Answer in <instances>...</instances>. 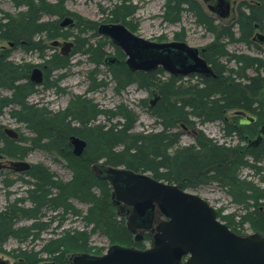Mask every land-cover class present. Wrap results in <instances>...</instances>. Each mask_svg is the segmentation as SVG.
<instances>
[{
    "label": "trees",
    "instance_id": "1",
    "mask_svg": "<svg viewBox=\"0 0 264 264\" xmlns=\"http://www.w3.org/2000/svg\"><path fill=\"white\" fill-rule=\"evenodd\" d=\"M13 2L16 8L24 10L16 16L8 14L0 19L1 39L14 43L26 53L36 49L43 54L47 48L35 44L34 39L44 36L53 42L68 37L62 32L63 28L57 27L59 21L70 14L63 0ZM183 13H188L196 25L216 38L202 53L213 69L212 76L185 84L176 77L161 82L157 79L159 71L146 73L126 69L113 73L117 94L130 84L154 88L158 100L150 107V113L161 128L157 133L132 134L134 120L123 113L124 122L96 124L98 117L105 116L107 111L86 97H77L66 109L56 113L31 104L30 99L38 93L40 85L30 80V67L12 62L8 54H0V90L9 92L0 99V115L8 110L9 115L24 123L32 134L27 140L28 146L4 139L0 155L24 159L32 150H40L62 161L71 171V178L62 181L46 168L32 166L26 172L30 180H23L28 186L26 200L17 199L0 211V247L9 239L31 244L30 249L18 253L17 264H41L42 255L53 264H71L73 255L90 252L93 234L105 237L111 244H132L143 249V244L132 243L124 221L113 213L112 186L92 171L93 164L146 174L184 191L217 185L237 208L230 214L218 212V218L233 232L248 225L254 233L264 237V137L253 144L259 136V128L264 125V52L253 57L232 54L228 50L232 43L251 45L255 26L264 30V4L252 8L249 14L240 13L234 26L221 30L195 0H166L162 19L175 24ZM133 14L127 0H119L109 12L114 23L124 26ZM90 25L93 29L94 24ZM92 47L89 43L82 44V48H86L84 53L92 54L95 63L101 64L104 50L100 46ZM43 57L45 63L41 67H45L47 79L52 72L66 71L70 67L69 57L55 52ZM223 60L233 62L237 68H228ZM43 85L49 87L48 81ZM229 111H247L255 119L250 124L240 121L239 126L223 127L222 136L234 138L235 144L219 143L198 132L192 145L180 146V134L175 129L194 128L197 123L224 122ZM72 136L86 141V149L80 157L72 153ZM246 170L249 174L244 175ZM12 183L8 182L7 187ZM25 201L30 203L29 207H23ZM74 201L87 205V211H79ZM47 210L62 219L68 214L79 216L85 228L56 235L35 250L34 243L53 221V218L48 222L41 220ZM22 221L31 223L20 224Z\"/></svg>",
    "mask_w": 264,
    "mask_h": 264
},
{
    "label": "rangeland",
    "instance_id": "2",
    "mask_svg": "<svg viewBox=\"0 0 264 264\" xmlns=\"http://www.w3.org/2000/svg\"><path fill=\"white\" fill-rule=\"evenodd\" d=\"M51 3H55L59 0H46ZM66 9L69 11V15L66 16L73 19L72 24L63 28L60 26L62 21H59L57 27L63 28V33L67 35V38H58L55 41L58 42V47L53 46V42L47 41L44 36L34 39V43L39 46L45 47L46 53H41L38 50L29 51L26 53L24 49L19 48L17 45L10 47L9 43L0 38V54L10 55V60L17 64L28 65L29 78L31 72L35 68H42L45 62L43 56L45 54H51L54 52L59 53L65 44L71 42L74 44L68 57L70 59V67L66 71L52 72L48 79L49 87L43 84L38 87V93L33 95L30 99L31 104H38L50 110L53 113L64 110L68 102L77 97H86L97 103L100 108L107 111V114L98 118L96 124H112L116 122H124L125 118L123 114L129 115L134 120L132 134H145V133H157L161 128L157 125L156 120L150 113V100H154L151 97V92L154 88H139L137 85L132 84L126 87L120 94L116 93V83L113 79V73L123 72L128 69L126 56L122 53L119 54V49L112 43L111 39L107 36L101 35L100 29L102 26H108L116 24L112 21V17L109 12L113 6L119 3V0H63ZM200 4L202 9L212 17L211 12L207 9V4L203 0H195ZM231 4V14L226 19H220L215 17L214 20L220 28L232 27L235 25L238 14L248 12L249 7H255L264 4V0H228ZM166 0H127V5L131 6L134 10V14L127 18V28L137 37L143 40L165 44L176 42L178 35L181 33L183 40L189 48L192 49H204L208 44L215 41V36L204 28L199 27L193 21V18L188 13H183L180 16V20L175 23H166L162 19ZM23 8H16L13 0H0V19L5 18L6 15L16 16ZM44 20H57L56 18L43 17ZM218 21V22H217ZM90 23H93V27L90 28ZM119 24V23H117ZM123 25V24H122ZM236 31V29H234ZM261 33L264 35V31L257 28L254 30V34ZM76 39L80 41L77 42ZM226 43L225 39H221ZM37 42V43H36ZM89 43L92 48L100 46L105 56L102 59L101 64H96L94 56L92 54H85V49L82 48V44ZM30 46V45H27ZM33 46V45H32ZM55 47V49H53ZM53 49V50H52ZM228 50L232 54L236 55H250L258 56L261 52H264V44L259 42H252L251 45H243L238 43H232L228 45ZM111 57L116 61L113 64H105V59ZM222 63L228 68L236 69L237 66L231 62L228 63L223 60ZM157 67V66H156ZM157 79L164 82L169 77L167 71L159 67L157 69ZM46 75V72H44ZM249 75H253L252 72H248ZM63 77L60 78V76ZM197 78L184 79L185 84L196 83ZM44 81V82H45ZM100 83H102L100 85ZM52 84V85H51ZM9 95L6 90H0V99ZM157 102V101H156ZM9 111H3L0 115V132H4L5 129H12L20 135V139L17 143L21 146H28L27 140L32 137V134L26 127L19 124L17 121L9 116ZM246 115L252 116L245 111ZM123 113V114H122ZM244 117L236 111H229L225 115L224 122H211L204 125H197L194 128H188L185 126L175 129V132L180 134V146L187 147L195 142V138L199 133H203L206 137L215 139L219 143L235 144L236 140L232 137H223V127L227 126H239L240 121ZM260 130V128H259ZM260 134V133H259ZM254 140V139H250ZM1 144V143H0ZM1 147V145H0ZM73 150V148H72ZM73 153V152H72ZM2 156V155H1ZM17 162H27L31 166H42L46 168L53 175L62 180L68 181L71 178V171L62 164V161L56 159L53 155L45 153L40 150H32L24 159H10L8 157H0V210L3 209L6 204H11L17 199L26 200L27 185L23 183V180H30L26 176V171H20L16 166L12 171V165ZM80 163L79 161H75ZM109 168V166H104ZM123 168H119L122 170ZM249 174V171H244V175ZM12 181V186L7 187L8 182ZM111 184V183H110ZM112 186V185H111ZM113 189V187H112ZM113 191V190H112ZM188 193L199 196L207 203H209L216 211L224 214H230L236 211V207L231 204V198L221 190L217 185H208L199 187L196 190H186ZM112 210L115 215L124 221L126 226V216L124 212H120V208L116 205V199L112 193ZM74 206L81 212H86L88 206L78 201L73 202ZM30 203L25 201L23 207H29ZM124 206V205H122ZM42 217L43 222H48L50 218H53L51 227L42 232L39 239L34 243L35 250H39L41 245L47 240L54 238L56 235L63 232H74L75 230H83L84 223L81 217H76L73 214L65 215L62 218L57 217L55 213L47 210ZM160 214V213H159ZM163 215V214H162ZM218 215V214H217ZM164 216V215H163ZM158 216L157 224L165 219ZM31 221H22L20 224H29ZM127 228V227H126ZM239 232H235L238 235H250L254 232L248 225H244ZM129 231V230H128ZM130 232V231H129ZM131 241L135 244V233H131ZM143 239L137 243L143 244V249H150L153 245V238L155 233L147 234V232H141ZM89 245L91 246L90 252L87 254L92 256L103 255L109 247L112 245H119L122 247H134L132 244L124 243H109V241L99 235L93 234L90 237ZM31 248V244H19L15 239H9L2 247H0V262L6 264H17L18 260L16 256L21 250H27ZM138 249V248H136ZM81 254H75L78 256ZM43 262L41 264H53L46 255H42ZM184 260V259H183Z\"/></svg>",
    "mask_w": 264,
    "mask_h": 264
},
{
    "label": "water",
    "instance_id": "3",
    "mask_svg": "<svg viewBox=\"0 0 264 264\" xmlns=\"http://www.w3.org/2000/svg\"><path fill=\"white\" fill-rule=\"evenodd\" d=\"M228 12H226V15ZM70 17L64 19L61 26L72 24ZM101 32L118 42L128 56V66L134 70H151L157 65H165L174 73L187 74L201 70L208 72L207 65L197 56V50L189 48L185 43L165 45L152 44L142 38L131 35L122 24L102 26ZM255 39L264 42V35L258 34ZM12 45V43L10 44ZM58 46V42H53ZM71 42L65 44L62 52L67 54ZM156 55L145 58L144 51ZM190 54L195 64H187L182 70L169 57L174 52ZM30 80L41 84L43 74L35 68ZM154 101L158 100L155 90L152 92ZM245 120L244 124L255 121L254 117L237 111ZM10 136L17 137L13 130L6 129ZM264 137V125L253 144H258ZM73 155H83L86 142L72 137ZM20 171L30 169L27 162L14 163ZM92 171L107 179L114 190L113 196L118 202L133 206L135 210L127 221L126 227L131 233L138 229H148L153 222V205H157L166 220L156 225L153 245L150 249L139 250L133 247L112 245L101 256L87 253L74 256L71 264H264V237L253 233L238 235L234 233L217 216V211L205 200L176 185L156 181L146 174H134L125 169L100 168L93 165ZM141 235L136 241H141ZM184 259V260H183ZM0 264H6L0 262Z\"/></svg>",
    "mask_w": 264,
    "mask_h": 264
},
{
    "label": "flooded vegetation",
    "instance_id": "4",
    "mask_svg": "<svg viewBox=\"0 0 264 264\" xmlns=\"http://www.w3.org/2000/svg\"><path fill=\"white\" fill-rule=\"evenodd\" d=\"M203 2L205 3V4H207V9L211 12V16L212 17H210V18H212L213 20H214V18L215 17H217V18H220V19H226V16L228 17L230 14H231V4H230V2L228 1V0H203ZM260 6V5H259ZM255 7H257V6H255ZM255 7H249V9H248V12H246L245 14H249L250 13V10L252 9V8H255ZM205 12V11H204ZM226 12H228V14L226 15ZM206 13V12H205ZM207 14V13H206ZM240 14V13H239ZM239 14H238V16H239ZM208 15V14H207ZM66 18V17H65ZM64 18V19H65ZM72 19V18H71ZM73 20V19H72ZM64 21V20H63ZM62 21V22H63ZM215 21V20H214ZM218 22V21H217ZM215 23H216V21H215ZM117 24V23H116ZM217 25V24H216ZM60 26H61V23H60ZM68 26V25H67ZM66 26V27H67ZM218 26V25H217ZM61 27H63V26H61ZM125 27V29L131 34V35H133V36H135L126 26H124ZM63 28H65V27H63ZM219 28V27H218ZM222 28H224V27H221V29ZM257 28H259V29H261L259 26H255V29H257ZM220 29V28H219ZM254 29V30H255ZM254 30H253V36H252V38H251V40H252V42H259L260 44H264V42H260V40L259 39H255V37H256V35H258V34H261V33H257V34H254ZM262 30V29H261ZM100 31H101V29H100ZM262 31H264V30H262ZM102 33V32H101ZM101 35H103V36H107V35H105L104 33H102ZM263 35V34H262ZM107 37H109V36H107ZM135 37H137V36H135ZM110 39H111V41H112V43L119 49V54L122 52L125 56H126V58H127V60H128V56H127V54L125 53V51L123 50V48L120 46V44L118 43V42H116V41H114L111 37H109ZM177 41L176 42H173V43H182V40H183V37H182V34L180 33L179 35H178V38L176 39ZM149 42V41H148ZM150 43H152V42H150ZM184 43V42H183ZM11 43H9V46L10 47H13L14 46V43H12V45H10ZM152 44H156V45H165V44H171V43H165V44H158V43H152ZM186 44V43H185ZM54 46V45H53ZM73 46H74V44L72 43V46L69 48V51L67 52V54H65L64 52H62V49L64 48H62L61 49V51L59 52V53H57V54H59V55H61V56H65V57H68V54H69V52H71V50H72V48H73ZM56 47H58V46H56ZM53 49H55V47L53 48ZM145 50H147V51H144V54H145V58L147 59V58H149V56H154V55H156V53H150L148 50H150L149 48L148 49H145ZM198 52H197V56L195 57L196 59H197V57L200 59V60H202V61H204L205 62V64L207 65V69L209 70L208 72H201V70H197V71H195V72H191V73H187V74H182V73H180V72H174V73H172V72H170L168 69H167V67L165 66V65H162V64H160V65H157V67H155V68H153V69H151V70H134V69H131V68H129V66H128V63H127V61H126V64H127V67H128V69L129 70H131V71H135V72H138V71H142V72H146V73H151V72H158L157 71V69L159 68V67H161L162 69H164L165 71H167V73H168V75H169V77L168 78H170V77H176V78H179V79H182L183 80V83H185L184 82V79H187V78H192L193 76L195 77V78H197L198 80H197V82L202 78V77H207V76H212L213 75V69H212V67H211V65H209L208 63H207V61H206V59L202 56V53L204 52V50H205V48L204 49H201V50H198V49H196ZM55 51V50H54ZM53 51V52H54ZM56 53V52H55ZM122 53H121V55H122ZM169 57L172 59V61L176 64V66L178 67V69H183L187 64H193L194 63V60L192 59V57L190 56V54H188V53H186V52H174L173 54H170L169 55ZM116 61V59L115 58H111V57H108V58H106L105 59V64H108V65H110V64H113L114 62ZM195 64H193L192 66H194ZM40 69V68H39ZM41 71H42V74H43V81H42V83L41 84H36V85H42L43 83H44V81H45V79H46V75L44 74V72H45V67L44 66H42V68L40 69ZM54 72H60V71H54ZM32 73V72H31ZM47 74V73H46ZM30 77H31V75H30ZM167 78V79H168ZM46 82V81H45ZM130 85H132V84H130ZM136 85V84H135ZM129 86V85H128ZM127 86V87H128ZM152 92H153V90H152ZM152 92H151V97H152ZM74 99H76V98H74ZM74 99H72V100H74ZM152 99H153V97H152ZM71 100V101H72ZM71 101H69L68 102V105H69V103L71 102ZM152 101H154V100H150V104H151V106H154L155 104H156V102H154V104H152ZM68 105H67V107H68ZM66 107V108H67ZM65 108V109H66ZM10 116V115H9ZM11 117V116H10ZM100 117H103V116H99L98 118H100ZM12 118V117H11ZM12 119H14L15 121H17L19 124H21V125H23L24 127H26V125L24 124V123H22V122H20L19 120H17L16 118H12ZM9 130H12V129H9ZM28 130V129H27ZM13 132L15 133V134H17V137L15 138V137H13V136H10V135H8L7 133H6V129L4 130V132L2 133V132H0V145H1V147H4V144H5V140L4 139H7L8 141H11V142H17L19 139H20V135L16 132V131H14L13 130ZM72 137H77V138H80V137H78V136H72ZM71 137V138H72ZM80 139H82V138H80ZM83 140V139H82ZM85 141V140H84ZM70 142H72V139H70ZM86 142V141H85ZM71 146H72V144H71ZM72 148H73V146H72ZM86 149V148H85ZM72 152H73V150H72ZM0 157H6V156H4V155H0ZM14 163V162H13ZM93 165H98L100 168H104V166L102 165V164H93ZM93 165L91 166V169H92V167H93ZM14 167H16V166H14V164L12 165V171L14 170ZM32 169V166L30 165V169L29 170H27L26 172H28V171H30ZM116 199V198H115ZM116 205H118L119 206V208H120V212H124V214H125V216H126V224H127V221L129 220V218L131 217V215L133 214V211L135 210V208L133 207V206H129V205H125L124 203H122V202H118L117 201V199H116ZM122 205H124V206H122ZM6 206H7V204H6ZM4 209V208H3ZM3 209H1V210H3ZM0 210V211H1ZM152 210H153V222H152V224H151V226L148 228V229H138L136 232H135V240H136V238H138V236L139 235H141V238L143 239V236H142V234H141V232L143 233V232H147V234H151V233H156V225H157V218H158V216H160V214H161V216H163L162 215V213L160 212V210H159V208H158V206L157 205H153V207H152ZM160 213V214H159ZM164 217V216H163Z\"/></svg>",
    "mask_w": 264,
    "mask_h": 264
}]
</instances>
